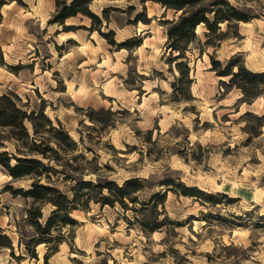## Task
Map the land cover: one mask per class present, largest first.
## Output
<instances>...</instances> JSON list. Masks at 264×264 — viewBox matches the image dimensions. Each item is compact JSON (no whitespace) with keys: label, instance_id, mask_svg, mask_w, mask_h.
<instances>
[{"label":"rangeland","instance_id":"374dc122","mask_svg":"<svg viewBox=\"0 0 264 264\" xmlns=\"http://www.w3.org/2000/svg\"><path fill=\"white\" fill-rule=\"evenodd\" d=\"M4 1L0 95L13 93L27 112L42 107L76 143L60 152L57 179L63 192L70 193L71 185L61 183L63 176L118 184L139 177L154 183L137 193L143 201L164 189L160 181L173 178L212 194L217 202L211 206L169 191L165 212L182 226L150 235L133 223L130 210L91 202L72 214L78 225L63 228L66 241L48 263L264 264V116L257 118L264 115V95L250 104L238 102L240 92H224L209 60L212 56L224 64L238 55L249 70H264V0H228L252 18L228 30L222 24L228 37L217 47L202 46L204 28H196L198 39L185 53L191 99L179 101L171 95L174 77L165 63L161 24L175 18L173 10L151 1H93L90 10L98 15L101 5L117 8L109 12L108 23L102 21V32L112 30L116 42L141 34L146 39L149 50L128 52L116 51L97 32H61L60 26L48 25L53 2ZM141 11L150 22L129 24ZM65 25L88 28L90 21L78 15ZM4 145L13 153L17 144ZM30 182L13 181L0 168V229L12 241L15 257L23 254L15 222L30 201L4 188L27 189ZM45 251L41 245L37 261H21L0 250V264H43Z\"/></svg>","mask_w":264,"mask_h":264},{"label":"trees","instance_id":"16d2710c","mask_svg":"<svg viewBox=\"0 0 264 264\" xmlns=\"http://www.w3.org/2000/svg\"><path fill=\"white\" fill-rule=\"evenodd\" d=\"M92 1L54 0V11L47 24L60 26L61 32L75 31L79 28L87 29L90 33L97 32L116 51L124 49L132 52L142 44L140 36L116 42L112 30L102 32V21L108 23L109 12L117 9L104 8L99 16L90 10ZM147 1L157 3L165 10H173L176 14L171 20L161 21L168 52L165 63L174 77L170 85L173 100H190L189 89L192 80L189 77L190 68L185 53L188 46L198 39L195 34L196 28L200 25L204 28L205 41L202 46L217 47L228 37V29L239 22H248L252 17L233 6L228 0H139L142 5ZM4 4L5 1L0 0V9ZM78 15L89 19L88 28L65 25L68 19ZM138 22L143 24L150 22L145 11L137 13L132 21H128L129 24ZM222 24L227 29L224 32L221 31ZM233 35L237 37V31ZM209 60L210 70L220 78L219 85L224 92L228 93L232 89L240 92L238 102L250 104L264 95V70H249L238 55H233L224 64L212 56H209ZM19 103V98L13 93L0 95V168L13 181L22 179L31 181L27 189H12L10 186L4 188V191H9L13 197L20 196L30 201L29 206L25 208L24 217L15 222L17 248H21L23 254L16 257L13 255L12 241L0 229V250H9L16 260L37 261L36 249L43 245L46 248L42 257L43 264H49L50 257L58 251L59 245L66 241V236L62 233L63 228L73 229L78 225L72 214L88 209L91 202L109 207L118 204L124 211L130 210L133 214V223L146 235L161 231L168 234L170 228L182 226L178 221L169 219L165 212V201L169 191L211 206L217 204L212 194L196 187H188L173 178L160 181L158 184L164 186V189L152 193L143 201L138 200L137 193L147 186L152 187L154 183L139 177H131L118 184L108 179L97 178L92 181L63 176L61 183L68 181L71 184L70 193L63 192L58 187L57 179L58 174L62 172L57 168L60 152L73 149L76 143L58 121L56 126L52 124L42 107L37 111L27 112ZM263 116L257 118L261 119ZM27 124L30 125V130ZM5 141L17 144L13 153L4 149ZM128 203L131 204L129 208ZM45 207L48 208L46 212L43 211ZM127 222L131 224L128 219ZM96 264L107 262L101 259Z\"/></svg>","mask_w":264,"mask_h":264},{"label":"crops","instance_id":"0c3cea01","mask_svg":"<svg viewBox=\"0 0 264 264\" xmlns=\"http://www.w3.org/2000/svg\"><path fill=\"white\" fill-rule=\"evenodd\" d=\"M40 1H42V2H53V4H54V1H50V0H40ZM93 1H95V0H93ZM92 1V2H93ZM91 2V3H92ZM5 5V4H4ZM3 5V6H4ZM91 5V4H90ZM104 8H115V9H117L116 7H108V6H105V5H101L100 7H99V11H100V13H101V11L104 9ZM92 11V10H91ZM93 13H95V14H97L98 15V13L97 12H95V11H92ZM112 12V11H111ZM100 16V15H99ZM38 20V19H37ZM108 22H109V19H108ZM138 31V30H137ZM139 31H141V30H139ZM142 33H143V31H142ZM142 35V34H141ZM141 35H139L140 37H142ZM145 38L144 37H142V44L138 47V48H136V49H134V51H136V50H139L140 48H142V47H146V45H145ZM149 47H146V51L147 50H149L148 49ZM123 50V49H122Z\"/></svg>","mask_w":264,"mask_h":264},{"label":"bare ground","instance_id":"6f19581e","mask_svg":"<svg viewBox=\"0 0 264 264\" xmlns=\"http://www.w3.org/2000/svg\"><path fill=\"white\" fill-rule=\"evenodd\" d=\"M63 40V39H62Z\"/></svg>","mask_w":264,"mask_h":264}]
</instances>
